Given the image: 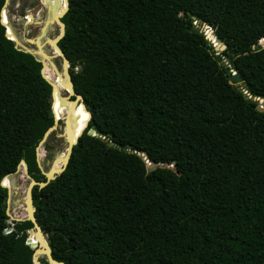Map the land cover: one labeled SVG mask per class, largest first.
<instances>
[{"label": "trees", "instance_id": "1", "mask_svg": "<svg viewBox=\"0 0 264 264\" xmlns=\"http://www.w3.org/2000/svg\"><path fill=\"white\" fill-rule=\"evenodd\" d=\"M68 7L58 47L86 107L73 119L75 136L86 110L91 117L65 170L32 192L52 258L264 264V111L256 100L264 99L257 47L264 0H69ZM205 25L215 26L225 50H215ZM41 69L0 22V183L22 160L33 180H46L35 150L54 125L50 103L55 117L69 104ZM43 147L54 157L65 150L48 139ZM141 155L157 167L148 170ZM6 201L0 185V264H33L26 245L33 225L9 221Z\"/></svg>", "mask_w": 264, "mask_h": 264}, {"label": "water", "instance_id": "2", "mask_svg": "<svg viewBox=\"0 0 264 264\" xmlns=\"http://www.w3.org/2000/svg\"><path fill=\"white\" fill-rule=\"evenodd\" d=\"M63 3H64V6L60 9V12H58L55 15H53L52 16L53 19L50 20L51 24L56 22V24H58V26H59V34L53 39H50V38L46 39V43H49L53 47L55 52H56V53H53V54H50V55H47L45 52H43L41 50L42 45H40L38 43V41H37L38 38H32V39H26L25 40L26 41L25 43L29 44L30 46L31 45H36V50H30L24 44H21L18 41L17 36L15 34H14L15 35V39H11V37L9 35V32L7 30V26H6L5 22L3 21V16H4L5 12H6L7 6L9 4V0H5L4 5H3V7H2V9L0 11V22H1V25L5 28V36L7 37V39H10L11 41H13L15 47L18 50L23 51L25 53H28V54L34 56L36 58V60L41 63V65H42L41 76L49 84L50 88L52 89L56 84L51 82L50 80H48L44 76V72L43 71H44V68H45V63L49 64L50 68L55 72V76L56 77H59V78L61 76L65 77V79H66L65 86H66V89H67V96L66 97H62V99L65 100V102L70 105L68 107V110H67L66 115H65V121L61 120V121H63L62 122L63 124H60L59 123L60 120H57V118L55 117V113H54L53 108L51 106V103L49 101L50 109H51V112H52L53 118H54V125L52 127H50L45 132L42 140L39 142V144H38V146H37V148L35 150L36 163H37V166L40 169L41 173L44 175V177L46 179L45 182H36L35 180H33L28 175L27 165H26L25 161L22 160L20 162V164L18 165L16 172L4 177L1 180V183H0V185L3 188L7 189L6 215L9 217V219H11V220H13L15 222L30 221L32 223V225H33V229H31V230H29L27 232L28 237L26 239V245H28L31 249L34 250L33 256H32L33 264H42L39 261L40 256H43L45 258V261H46L47 264H64L62 262H57V261H55L52 258L51 249H50V247L48 245V243H49L48 234L45 233L41 229V227L39 226V224H38V222H37V220L35 218V215H34L35 214V208L33 206V194H32V192H33L34 187H38L39 189H42V188L46 187L49 184V182L53 181L56 178V176L60 175L65 170V168L67 167V165L69 163V159H70V156L72 154L73 146H75L77 144L78 138L85 131V129L87 127V124H88V122L90 120V117H91L90 113L86 110L88 117H87L85 126L75 136L72 133V131H71L70 127H69L68 121H67L68 112L71 109L76 108L79 105H82L83 109H86V107L84 105L83 97L81 95H79L78 93H76L75 90H74L73 81H72V78H71V75H70V64H69V61H68L67 57L63 54V52L60 50V48L58 47L59 41L65 35V25L61 21V19L68 12L69 0H63ZM49 9L53 10L52 6L49 7ZM28 17L32 18L30 15ZM37 24H41V23L38 22ZM204 29L207 30L206 31L207 38L211 39V41L214 44L215 50L222 52L223 50L226 49V46L222 42L217 40V38H216V36L214 34L215 26L209 27L208 25H205ZM257 47L258 48H264V40H260L258 42V44H257ZM57 56L60 58L61 65H62V70H61L60 73L57 71V68L53 64V59L56 58ZM226 63H227V61H226ZM232 80L235 81V82L238 80V75L236 73L232 74ZM238 89H241V88L238 87ZM50 97H51V93H50ZM256 100H258V103L260 105V106L257 107V110L260 111V112L264 111V99H256ZM56 130H60L61 131V133L58 134L57 137H59V138L64 140L65 150L63 152V156L62 157L60 155L55 156L54 159L52 160V162L50 163V167L48 168V170L44 171L42 166H41V163H40V153L39 152H40V149L46 143L49 135L51 133H53L54 131H56ZM87 135L96 136L94 130H92V129L88 130ZM108 145L110 146L111 143H109ZM141 157H142L143 160H146V164L148 166V170L155 169L157 167L153 163H150L146 159L145 155H141ZM58 162H60L59 163L60 167L56 168L55 166L57 165ZM20 167L23 168V172H24L26 178H28V180H29V183H28V186H27V189H26V192H25V198L23 200L24 209H25V212H26V217L24 219L13 218L11 216V214L9 212L10 197H11V193H16V192L15 191H11V188L9 186H6L3 183V180L9 179V177L15 175L19 171ZM33 238L39 239L38 244H36L33 241ZM42 243H43L45 249L42 248Z\"/></svg>", "mask_w": 264, "mask_h": 264}, {"label": "rangeland", "instance_id": "3", "mask_svg": "<svg viewBox=\"0 0 264 264\" xmlns=\"http://www.w3.org/2000/svg\"><path fill=\"white\" fill-rule=\"evenodd\" d=\"M59 3H60V0H59ZM21 5H22L21 0H10L9 4L7 6V9H6L7 17H9L7 19V22H9L10 26L12 27V30H13L14 34L17 36L18 41L21 44H24L28 49L35 50V47L32 45L30 46L29 44L25 43L26 42L25 40L26 39H32V38L36 37V38H38V40H37L38 43L40 45H42V47H41L42 50L47 55H50L52 52L51 48L48 46V44L44 43V40H45V37L50 38V39L55 37V35L57 34L56 27L52 26L50 28L51 32L45 33V29L40 30L39 25H34V24H32L31 26L26 25V19L24 18V16H21L19 14V7ZM40 7H41V5L37 8L34 7L33 10H31V9L29 10V8L25 7V8H23L24 14H26V15L32 14L33 15L34 13H36L35 19H38L40 21H44L45 23H49L50 20H52V16L54 15V11L50 10L48 8H44V7L40 8ZM205 31H206V29H205ZM53 64L57 68V71L60 73L62 70L61 61L59 59H56L55 61H53ZM78 68H79V66L76 67L77 70H78ZM51 72L53 74H55V72L53 70ZM62 96L66 97L67 94L65 92H63ZM60 133H61L60 130H56L53 133H51L48 137V141L51 144H54L56 147L64 145V140L57 137V135ZM39 153H40V156H42L40 158V163H41L42 168L48 169L50 167V163L54 159L53 152L46 151V150H44V147H42L40 149ZM61 154H63V153H61ZM6 181H7V186H9L11 188V191L16 192V193H11L10 204H9L10 214L13 218L24 219L26 217V212L24 209L23 200L25 198V192H26L29 180H28V178H26V176L23 172V168L20 167L19 171L15 175L9 177V179H7ZM9 221H13V220L9 219ZM39 259L45 260V258L43 256H40Z\"/></svg>", "mask_w": 264, "mask_h": 264}, {"label": "bare ground", "instance_id": "4", "mask_svg": "<svg viewBox=\"0 0 264 264\" xmlns=\"http://www.w3.org/2000/svg\"><path fill=\"white\" fill-rule=\"evenodd\" d=\"M42 2H43V4H44V0H41ZM55 1V0H54ZM44 6V5H43ZM50 6H52V4L50 3ZM60 6H61V0H60V3H59V5L57 4V1H55V4H54V15L55 14H57L58 12H60ZM52 8H53V6H52ZM9 17H7V14H6V12H5V14H4V16H3V21L5 22V24H6V26H7V30H8V32H9V35H10V37H11V39H15V35H14V33H13V30H12V27L10 26V24H9V22H7V19H8ZM32 20V18H29V23L30 22H32L31 21ZM41 50H42V48H41ZM43 51V50H42ZM44 52V51H43ZM50 52V51H49ZM53 54V53H52ZM46 70V71H45ZM44 76L48 79V80H50L49 78H48V76H47V74L50 72V67H49V65H48V63H45V68H44ZM58 78V83L59 84H61V86L64 88V92H66L67 91V89H66V86H65V84H66V79H65V77L64 76H61L60 78L59 77H57ZM51 81V80H50ZM51 82H53V81H51ZM53 83H55V82H53ZM56 84V83H55ZM55 90H56V92H57V94H58V96H59V98H60V100L61 101H63V102H65V100H63L62 99V90L60 89V86L58 85V84H56L54 87H53ZM252 98V97H251ZM70 106V105H69ZM69 106H66V107H64L62 110H61V112L59 113V115H58V117H56L57 118V120H63V121H65V115H66V112H67V110H68V107ZM82 113V115H83V113H84V109H83V107H82V105H79V106H77L76 108H73V109H71L69 112H68V115H67V121H68V124H69V127H70V129H71V131H72V133L75 135V133H74V127H73V125H72V123H73V119L76 117V116H78V115H80ZM61 157L63 156V154H59ZM60 162H58L57 163V165L55 166L56 168H59L60 167V164H59ZM7 180V179H6ZM7 182V181H6ZM3 183H4V180H3ZM5 184V183H4ZM6 185V184H5ZM10 212V211H9ZM19 216V215H18ZM21 217V216H20ZM34 240L35 241H37V242H39V239H37V238H34ZM42 248L43 249H45V247H44V245H43V243H42Z\"/></svg>", "mask_w": 264, "mask_h": 264}, {"label": "flooded vegetation", "instance_id": "5", "mask_svg": "<svg viewBox=\"0 0 264 264\" xmlns=\"http://www.w3.org/2000/svg\"><path fill=\"white\" fill-rule=\"evenodd\" d=\"M21 2H22V5L19 7V9L21 8V7H23V8H25V7H27V8H29V10L31 9V10H33L34 9V7H39L40 5H41V7L40 8H48L49 9V7H51V6H46L45 4H43V2L41 1V0H21ZM44 5V6H43ZM36 12V11H35ZM35 14L36 13H34L33 15L32 14H24L23 16H24V18L26 19V25H29V26H31L32 24H34V25H39L40 27H39V29L40 30H43V29H45V33H50L51 32V27L52 26H55L56 27V29H57V34L55 35V37L59 34V26H58V24H56V22H54L53 24H51L50 22L49 23H45L44 21H40V20H38V19H35ZM31 16L32 17V22H30L29 23V17L28 16ZM24 19V20H25ZM53 19V18H52ZM38 22H40L41 24H37ZM39 30V31H40ZM55 37H53V38H55ZM34 38H36V37H34ZM52 38V39H53ZM46 37H45V40H44V43H46ZM46 44H48V46L51 48V54L52 53H56L55 52V50L53 49V47L49 44V43H46ZM32 46H34L35 47V50H36V46L35 45H32ZM56 59H59L60 60V58L57 56L56 58H54L53 59V61H55ZM61 61V60H60ZM66 94H67V91L65 92ZM60 124H63L62 123V121H60Z\"/></svg>", "mask_w": 264, "mask_h": 264}, {"label": "built area", "instance_id": "6", "mask_svg": "<svg viewBox=\"0 0 264 264\" xmlns=\"http://www.w3.org/2000/svg\"><path fill=\"white\" fill-rule=\"evenodd\" d=\"M74 70L77 71L76 68H75ZM6 232H7V233L11 232V229H6Z\"/></svg>", "mask_w": 264, "mask_h": 264}]
</instances>
